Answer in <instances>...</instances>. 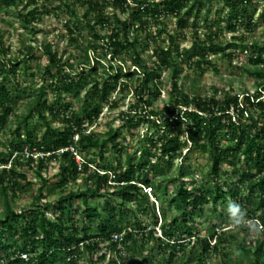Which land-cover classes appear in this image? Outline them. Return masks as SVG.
<instances>
[{"label":"trees","instance_id":"trees-1","mask_svg":"<svg viewBox=\"0 0 264 264\" xmlns=\"http://www.w3.org/2000/svg\"><path fill=\"white\" fill-rule=\"evenodd\" d=\"M16 4L18 0H6ZM229 11V20L236 22L238 20H249L252 23V15L256 12L257 6L255 3L259 0H224ZM264 1V0H262ZM35 2V1H33ZM88 12L96 10L97 23L109 24L107 17H104L103 6L97 0H88ZM115 8H121L123 12L129 11L133 21H120L123 26V34L126 38L121 41L120 33L116 29H112L110 53L112 60L122 62L123 51L129 50L130 56L133 59V64L125 67L120 63L118 67L110 64L105 66L100 56L93 58L94 65L90 66L91 60L90 51H96L93 45L88 46L85 56V61L79 64L89 66L88 70L83 69L82 72L74 73V64L69 61H64L58 56V52L52 50L51 44L45 45L46 54L48 56V65L45 71L43 84L34 92L31 93L28 102V113L18 116L16 128V140L9 148L7 154L0 158V195L4 201V207L0 216V264H58L61 260L69 258L67 264H76V261L81 256L82 252H98L101 241L108 240L111 245L116 247L119 243H126L131 240L135 249L138 243L145 237L156 234V226L160 222L162 229V238L171 242L182 240L183 236L180 231L187 233L189 236L194 235L193 244H201L202 249L200 255L202 257L209 255L212 252H218L219 241H224L221 238L217 227L213 228L212 233L208 237H201L198 232H194L193 224L195 223V214L200 211L205 203L217 204L227 202L228 193L231 192L222 185L223 171L221 166L226 158H231L242 161L244 160L246 169H255L252 174L244 175L239 182L242 184H251L248 189L256 192L253 202H246L242 206L247 208L248 215L254 217L257 210L262 209L263 215L260 217L264 223V144L261 136L264 134V43H255V53L251 55L250 60L253 63L261 64L262 67L256 69H247L250 75L257 78V85L260 91L254 94L246 93L242 96H231L229 93L223 98L203 97L194 95L192 103L188 102L180 96L174 99L173 109H166L167 112L173 115L175 120L174 127H170L165 133L155 140L153 134H150L145 141L142 149L143 159H139L134 153H128L123 164L121 161L107 163L103 165L96 164V171L92 177L96 179V185H90L84 190H72L67 194H62L57 201L42 203L45 196L44 190L47 181H43V185L39 187L33 202V211L24 209L18 212L10 203V191L15 192L22 180H28L26 174L18 171L17 164L19 158L25 157L27 160L34 161L35 152L44 154L39 159V166L43 167L47 159H54L58 156L62 160V170L59 173L61 181L56 187L64 186L68 183V175H79L87 172L91 166L90 162H83L80 169L75 157V152L83 153L90 149H97L101 153V160L105 159L108 144L113 137H119V129H111L107 133L106 138H101L95 133L87 132L85 127L86 121H95L105 105H111L114 108V102L111 100L112 94L124 90L128 84L125 78L136 77L139 81L134 90V98L131 103V111L123 115L124 124H138L139 122L151 121L150 115L153 116L152 121L156 127L157 119L160 116L159 112L151 109L152 100L149 98L151 94L159 93L156 80L160 76L162 66L173 68V87L172 92H178V78L181 71L182 59L178 61L179 55L173 54L174 41L176 37L170 36L172 44L168 48L160 46L162 59L157 66L151 67L144 64L141 59L142 49L139 43V35L136 34L133 39L128 38L130 29L134 28L137 23L144 25L146 21L144 16L153 11L159 13L161 8L164 13H172L178 17V24L181 28L188 26L190 16L194 17V22L199 23L200 18L203 23H206L211 28L218 22H209L207 15L203 14V8L206 4L203 0H160L153 5L149 4L144 7V2L129 3L128 0H113ZM71 8V5L66 4ZM38 8L29 10L22 14V19L27 25H31L37 19ZM183 12L182 15H180ZM71 12L75 14V9L71 8ZM261 15L264 16V6L261 10ZM155 17V16H154ZM86 22L90 29L94 31V38H101L96 32V25L89 18ZM231 24L232 29L236 28L237 23ZM71 32H73L71 30ZM211 38V36H210ZM212 39V38H211ZM145 47V46H144ZM237 48L236 43H229L224 46L221 43H216L213 40L195 41V55L205 57L208 54H218L225 52L227 48ZM159 48L157 50H159ZM233 54L230 53L232 58ZM19 63L10 60L9 63L0 61V123L5 124L7 117L14 113V105L18 100L22 99L29 88L21 87V82L18 80L14 85L8 83V74L17 72ZM133 68V69H132ZM64 70L69 71L64 74ZM99 70L105 72V76L99 78ZM72 72V73H71ZM46 85V82L49 83ZM88 83L91 87L84 99L79 110L72 112L69 104L61 103L58 100L56 103H49L47 96L48 88L64 93L75 92V97H80V90ZM48 86V87H47ZM154 88V89H153ZM148 90V93L146 92ZM91 94V95H90ZM92 98H90V96ZM185 105V107H184ZM48 109L53 116L59 112L65 114L64 118L67 127L58 129L52 126L45 111ZM145 110V114L139 116V110ZM260 111L258 117L255 118L254 112ZM34 113L43 120L46 130L39 138L37 129L29 128V120ZM263 122L261 126L260 122ZM184 127L185 133H190L191 140L173 133ZM225 127L231 131L236 139V144L229 150H222L217 144L219 129ZM24 129L25 135L20 133ZM79 135L76 141L75 136ZM201 139H204V144L201 145ZM202 146V147H201ZM201 147L209 153L210 157V177L204 176V179L211 178L212 185L205 187L203 183L198 184L195 173L192 171V165L189 162L190 153ZM62 153L57 154V150L64 149ZM184 149L187 152L183 154ZM152 157L147 159V157ZM153 157L155 159H153ZM175 158H181V162L176 174ZM18 178V179H15ZM113 182L115 190L105 189L108 182ZM111 187V186H109ZM144 188H149L152 191L154 201L161 202L162 207L159 213L147 194ZM51 193V190H50ZM48 193V194H50ZM232 196H241V190L233 189ZM110 197L112 205L110 218H105L97 206L91 205V200L98 197ZM146 198L148 203L141 207L142 210L152 218V224H144L141 219L136 218L132 224L134 229L124 233L121 238L114 239V234L122 232V227L117 224V216L122 214L123 210L129 207V204L139 198ZM168 202V207L165 202ZM81 202V204H79ZM171 206L174 208V214L169 213ZM52 209L54 217L48 216L47 211ZM83 216L86 221L93 223L98 220L97 231H91V227H80ZM232 239H237L235 234L230 235ZM140 239V240H139ZM159 241H162L160 237ZM216 241L212 244L213 241ZM165 241L161 242L164 243ZM23 245V246H20ZM240 245L245 249L250 264H264V239L257 240L255 247L252 249L247 246L244 240L240 241ZM16 246L20 248L17 249ZM177 245H174L176 249ZM85 251H84V249ZM159 248L162 249L161 244ZM166 249V248H165ZM170 252V256L166 261L171 264L176 256V251ZM11 251V252H10ZM21 252H29V259L25 260L20 257ZM223 264L230 263L226 253H222ZM193 260L192 254L189 260L183 264H189ZM148 264H154L152 259L146 260ZM155 264H165L156 262Z\"/></svg>","mask_w":264,"mask_h":264},{"label":"rangeland","instance_id":"rangeland-1","mask_svg":"<svg viewBox=\"0 0 264 264\" xmlns=\"http://www.w3.org/2000/svg\"><path fill=\"white\" fill-rule=\"evenodd\" d=\"M35 1V2H33ZM88 0H18L16 4L6 0H0V61L9 63L10 60H14L20 64L15 74H8V83L14 85L18 80L21 82V87L29 88V92L24 95L22 99L18 100L14 105V113L7 117L6 125L0 123V158H3L9 148L16 140V128L18 116H22L28 113V102L30 100L31 93L36 91L44 82L46 67L49 63L48 56L46 54L45 45L51 44L52 50L58 52V56L62 57L64 61H69L74 64V74L82 72L83 69L88 70L89 66L79 64L85 61V56L89 45H93L96 51H90L91 60L90 66L94 65L96 56H100L106 67L113 64L114 67H118L124 64L125 67H129L133 64V59L130 56V51H123L121 56L122 62L112 60L111 49L108 42L111 41L112 29H116L120 33V40L124 41L126 38L123 34V26L121 22L115 18L117 16L120 21H125L131 18L129 11L123 12L121 8H115L113 6V0H97L102 6L104 11V17H107L109 24H98L97 11L91 10L87 15L89 19L96 25V32L101 38H94V31L90 29L86 22V13L88 12L89 4ZM129 3L144 2V7L147 5H155L160 0H128ZM206 7L203 8V14L207 15L209 22L216 21L211 28L206 23H203V19L200 18L199 23L194 22V17L190 16L188 26L181 28L178 24V17L172 13H164L162 9H159V13L151 11L148 15L144 16L146 23L141 25L137 23L136 26L130 29L128 38L139 35V43L142 49L141 59L144 64L155 67L160 63L162 59V52L160 46L168 48L172 44L170 36L176 37L174 41L173 54L179 55L178 61L182 59L186 61L181 62V71L178 78V92L173 93V68L164 67L160 71V76L156 80L159 93L151 94L152 106L147 110L154 109L159 112L160 116L157 119V124L160 127H156L152 121L153 116L150 115L151 121L139 122L138 124H124L123 115L130 113L131 103L134 98L135 87L138 86L139 81L136 80L138 75L134 78H125V82L128 84L126 88L112 94L111 100L114 102V108L109 105H105L100 113L99 117L93 121H86L85 127L87 132L95 133L101 138H106L107 133L111 129H119V137H113L108 144L107 151L104 160H101V153L97 149H90L79 153L84 161L91 163L90 169L87 172L80 173L79 175H68V183L61 187L59 185L61 178L59 176L62 170V160L58 156L54 159H47L43 167L39 166V157H42L41 153L34 154V161L27 160V154L24 157L19 158L17 164L18 171L26 174L28 180H22L19 183L15 192L10 191L11 205L18 211L24 209L32 212L33 199L39 189L43 185V181L46 180L45 196L42 199V203L57 201L64 193L67 194L72 190H84L90 185H96V179L92 177L94 171H96V164H107L109 162L116 163L121 161L124 166L126 155L128 153H134L139 159H143L142 149L144 148L145 141L150 134H153L155 140H158L170 127H174L175 120L173 115L167 112V108L172 111L174 99L177 96L186 98L188 102L192 103L194 95H201L203 97H215L223 98L228 93L231 96L243 95L246 93L254 94L260 91L257 85V78L250 75L247 69H256L262 67L261 64L251 62L250 57L255 53V43H264V16L261 15V10L264 6V1L259 0L255 3L257 6L256 12L252 15V23L249 20H229V11L224 0H203ZM70 4L71 8L75 9V14L71 12V8L66 4ZM38 8L37 19L31 24L27 25L23 19L22 14L27 13L29 10ZM184 11L180 15L183 14ZM155 16V17H154ZM237 23L236 28L232 29L231 24ZM71 30L73 32H71ZM211 36V38H210ZM207 41L213 40L216 43H221L224 46H228L229 43H236L237 48L229 47L225 52L218 54H208L205 57L195 55L194 48L195 41ZM145 46V47H144ZM159 48V50H157ZM230 53L233 54L232 58ZM133 69V68H132ZM99 78L105 76V72L99 70ZM69 71L64 70V74ZM46 82V85H49ZM48 87V86H47ZM91 87L88 83L83 87L79 94L80 97H75V92L64 93L61 91L48 88L47 96L49 103H56L60 100L61 103L69 104L71 111H77L80 109L86 95ZM154 89V88H153ZM148 93V90L146 91ZM91 95V94H90ZM89 95V96H90ZM92 98V96H90ZM185 107V105H184ZM139 116L149 115L145 114V110H139ZM133 113V111H131ZM260 111H255V118L258 117ZM45 115L51 121L52 126L58 129L67 127L65 121V114L59 112L56 116H53L51 112L46 109ZM154 120V119H153ZM29 128L37 129L39 138H42L46 126L43 120L34 113L33 117L29 120ZM263 122H260V126ZM25 135L24 129L20 132ZM180 135L187 140H191L190 133H185L184 127L173 133L174 136ZM79 135L75 136V140L79 139ZM262 143L264 144V134L261 136ZM218 146L222 150H231L236 144V139L231 131L222 127L219 129V135L216 139ZM204 144V139H201V145ZM202 147V146H201ZM201 147L193 150L190 153L189 162L192 165V171L195 173L196 181L198 184L203 183L205 187L212 185L211 178L204 179V176L210 177V155L207 151H204ZM187 152L184 149L183 154ZM59 155V152L57 151ZM152 157H147L151 159ZM153 159H155L153 157ZM175 170L172 172L176 174L181 162V158H175ZM244 160L238 161L231 158H226L221 166L224 173L222 179V185L229 191L233 189L241 190V196H232L231 192L228 193V200H234L241 206L246 205L248 200L253 202L256 192L248 190L251 184H242L239 182L240 178L247 174H252L255 169H246L244 166ZM125 167V166H124ZM18 179V178H15ZM113 182H108L105 189L115 190ZM111 186V187H109ZM51 190V193H50ZM144 192L147 196L154 201L152 197V191L149 188H144ZM50 193V194H48ZM227 200V201H228ZM110 197H98L91 200L92 206H97L102 212L103 217L110 218L112 215L110 203ZM148 203L146 198H139L138 200L129 204V207L124 209L122 214L118 215L116 220L119 227H122V232L119 233V237L124 235L134 227L136 218L141 219L144 224H152V218L145 213L141 207L146 206ZM81 204V202L79 203ZM168 202H165V206ZM82 206V204H81ZM154 206L159 213V209L162 207L161 202L154 201ZM4 207V201L0 195V216ZM168 207V206H167ZM84 208V206H82ZM173 207L169 209V213L174 214ZM244 209V208H243ZM244 211L248 215L247 208ZM49 217L53 218L52 209L47 211ZM263 215L262 209L256 211L255 216L248 218L253 220H259L261 222V216ZM78 218L82 219L80 227H91V231H97L98 220L93 223L86 221L83 216ZM263 223V222H261ZM228 215H227V202L220 201L217 206L212 203H205L201 210L195 214V223L193 224V231L198 232L201 237H208L212 233L213 228L217 227L221 238L224 241H219L218 252H212L207 256L202 257L200 255L202 246L201 244H193L194 235L189 236L187 233L182 234V240L176 242H168L162 238V229L160 222L156 226V234L153 236L145 237V239H139L138 247L135 249L131 240L126 243H119L116 247L110 244L108 240L101 241L99 244L98 252H82L81 256L76 261V264H148L146 260L152 259L154 264L156 262L167 264V260L170 256V252L173 251L174 245H177L176 258L171 264H183L189 260L190 254L193 256V260L189 264H223L222 253H226L230 263L237 264H250V258L240 245V241L244 240L250 248H254L257 240H263L264 235L259 238H248L247 230L241 229L233 231L227 227ZM231 234H235L237 239H232ZM163 239L159 241L158 238ZM121 241V239H119ZM165 241L164 243H161ZM216 241L214 240L212 244ZM161 244L162 249L159 248ZM23 246V245H20ZM17 249L20 248L16 246ZM166 248V249H165ZM11 252V251H10ZM68 257L65 260H61L58 264H67ZM5 264V262H3Z\"/></svg>","mask_w":264,"mask_h":264},{"label":"clouds","instance_id":"clouds-1","mask_svg":"<svg viewBox=\"0 0 264 264\" xmlns=\"http://www.w3.org/2000/svg\"><path fill=\"white\" fill-rule=\"evenodd\" d=\"M227 215H228L227 227L230 228L231 230L238 231L241 229H246L247 236L250 239L259 238L261 235H264V223H261L259 220H253L248 218L247 213L244 211L243 207L238 202L231 199L227 201ZM22 253L29 254V252H21L19 253L20 257Z\"/></svg>","mask_w":264,"mask_h":264},{"label":"built area","instance_id":"built-area-1","mask_svg":"<svg viewBox=\"0 0 264 264\" xmlns=\"http://www.w3.org/2000/svg\"><path fill=\"white\" fill-rule=\"evenodd\" d=\"M65 150V148L64 149H59V150H57L59 153H62L63 151ZM75 157H76V160H77V162H78V164H79V167H80V169L82 168V165H83V162H84V159L82 158V156L79 154V153H77V152H75ZM114 239L116 240V239H119V234H114ZM21 257L22 258H24V259H28L29 258V254L28 253H22L21 254Z\"/></svg>","mask_w":264,"mask_h":264}]
</instances>
